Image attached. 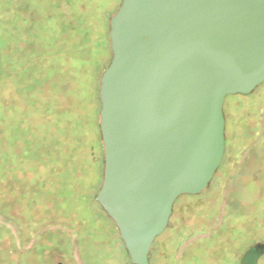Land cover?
I'll list each match as a JSON object with an SVG mask.
<instances>
[{
    "label": "rangeland",
    "instance_id": "obj_1",
    "mask_svg": "<svg viewBox=\"0 0 264 264\" xmlns=\"http://www.w3.org/2000/svg\"><path fill=\"white\" fill-rule=\"evenodd\" d=\"M119 2L0 0V264H132L95 199L103 155L92 93ZM259 111L264 83L225 97L231 153ZM246 173L233 193L218 192L217 170L205 191L179 197L149 264H238L264 244V177Z\"/></svg>",
    "mask_w": 264,
    "mask_h": 264
},
{
    "label": "water",
    "instance_id": "obj_2",
    "mask_svg": "<svg viewBox=\"0 0 264 264\" xmlns=\"http://www.w3.org/2000/svg\"><path fill=\"white\" fill-rule=\"evenodd\" d=\"M98 78L103 172L95 199L132 264H149L176 199L224 152V99L264 82V0H120ZM264 244L239 264H257Z\"/></svg>",
    "mask_w": 264,
    "mask_h": 264
},
{
    "label": "flooded vegetation",
    "instance_id": "obj_3",
    "mask_svg": "<svg viewBox=\"0 0 264 264\" xmlns=\"http://www.w3.org/2000/svg\"><path fill=\"white\" fill-rule=\"evenodd\" d=\"M260 114H261V118H260ZM262 116H263V113H261L259 111V115L258 116L254 115L252 117L253 123L249 124V126H246L245 130L238 131V132L235 131L236 133H238L239 136H241V140L244 142L243 146L236 153H234V151H236V150H233V152L231 153V150L229 148L226 149V146H225L226 132L224 130V135H225L224 152H223V156H222L221 161H220L218 168H217V170H218V192L221 193L222 195H224L228 191L229 188H231L230 193H233V191L235 189L238 190V188H237L238 182L236 180L238 177L241 176V174L243 172H247L246 174H248L250 176L251 181H253V182H259L261 179H263L262 177H264V166H262L261 164L264 161V118H262ZM238 161H241V162L238 164ZM256 162H257V164H256ZM228 165H229V167H228ZM252 166L253 167L258 166L259 168L257 169V171H255V170H252L253 169ZM217 170H216V172H217ZM216 172L214 173L213 177L215 176ZM257 174H260L261 176H258ZM213 177H212V179H213ZM229 178L232 180V183H233V185L230 187L227 186V181L229 180ZM212 179H211V181H212ZM211 181L208 183V186L211 183ZM263 181H264V179H263ZM208 186H207V188H208ZM199 194H197V195H199ZM182 196H195V195H182ZM232 200L231 201L233 202V205L235 207H237V202H236L237 200L234 201V198H232ZM255 244H257V243H255ZM151 247H153V244ZM124 248H125V246H124ZM240 258H241V256H240ZM148 260H149V256H148ZM239 262H240V260H239Z\"/></svg>",
    "mask_w": 264,
    "mask_h": 264
},
{
    "label": "trees",
    "instance_id": "obj_4",
    "mask_svg": "<svg viewBox=\"0 0 264 264\" xmlns=\"http://www.w3.org/2000/svg\"><path fill=\"white\" fill-rule=\"evenodd\" d=\"M109 40V39H108ZM92 97L97 101L98 103V120H99V102H98V77H97V83L95 84V89H93ZM99 127V126H98ZM102 210V208H101ZM103 211V210H102Z\"/></svg>",
    "mask_w": 264,
    "mask_h": 264
}]
</instances>
